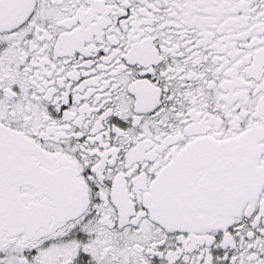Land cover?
Returning a JSON list of instances; mask_svg holds the SVG:
<instances>
[{
	"label": "snow or ice",
	"instance_id": "1",
	"mask_svg": "<svg viewBox=\"0 0 264 264\" xmlns=\"http://www.w3.org/2000/svg\"><path fill=\"white\" fill-rule=\"evenodd\" d=\"M0 264H264V0H0Z\"/></svg>",
	"mask_w": 264,
	"mask_h": 264
}]
</instances>
